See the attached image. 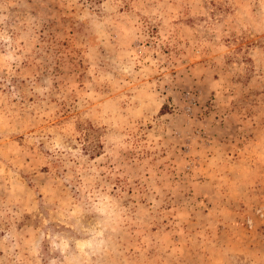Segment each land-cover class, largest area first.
Listing matches in <instances>:
<instances>
[{"label": "rangeland", "instance_id": "obj_1", "mask_svg": "<svg viewBox=\"0 0 264 264\" xmlns=\"http://www.w3.org/2000/svg\"><path fill=\"white\" fill-rule=\"evenodd\" d=\"M0 264H264V0H0Z\"/></svg>", "mask_w": 264, "mask_h": 264}]
</instances>
